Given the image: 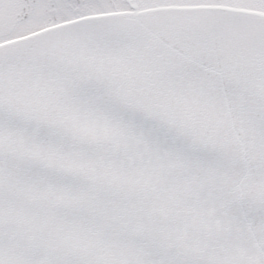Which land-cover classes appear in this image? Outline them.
Listing matches in <instances>:
<instances>
[{"label":"snow or ice","instance_id":"6c2138e0","mask_svg":"<svg viewBox=\"0 0 264 264\" xmlns=\"http://www.w3.org/2000/svg\"><path fill=\"white\" fill-rule=\"evenodd\" d=\"M0 264H264V0H0Z\"/></svg>","mask_w":264,"mask_h":264}]
</instances>
